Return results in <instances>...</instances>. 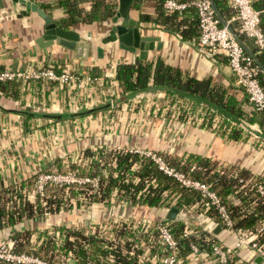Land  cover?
<instances>
[{
	"label": "crops",
	"instance_id": "crops-1",
	"mask_svg": "<svg viewBox=\"0 0 264 264\" xmlns=\"http://www.w3.org/2000/svg\"><path fill=\"white\" fill-rule=\"evenodd\" d=\"M29 1H34L55 21L65 13L58 0ZM153 2L142 0L140 11L152 13ZM137 13V9L129 8L140 33L157 36L160 41L158 48L157 40L149 41L147 58L158 56L196 78L210 77L239 103L243 115L228 116L191 95L152 86L119 93L114 65L121 59H133L137 52L118 47L110 19L65 27L78 33L73 48L64 47L57 39L40 47L35 38L42 31V18L26 9L20 0H0V68L28 69L51 64L57 71L69 68L83 80L81 85L35 78L8 80L7 91L0 92V185L18 183L39 168L54 166L56 159L79 162L84 148L93 150L101 146L106 150L136 146L180 162L197 154L212 162L219 172L230 174L243 169L249 174L246 179L259 178L264 182V122H258L259 113L236 85L226 59L199 51L153 20H138ZM232 17L233 14L229 19L238 24ZM241 41L250 51L254 47L249 37L244 36ZM101 104L107 106L84 112ZM207 110L214 112L212 118L206 115ZM73 112L80 113L67 115ZM59 113L65 115L45 116ZM215 114L220 116L217 121ZM221 115L231 124L221 123ZM233 128L236 130L232 131ZM235 132L234 137L231 133ZM31 190L28 193L33 198ZM70 203V207L57 212L22 218L14 227L50 229L54 224L68 225L85 234L96 228L109 233L115 221L137 220L144 227L145 220L162 218L168 209L114 198L87 203L74 198ZM195 210L196 206L189 204L185 215H195L199 226L211 231L218 241L230 244L234 240V234L221 226L213 232L217 223L209 216L195 214ZM10 229L9 225L0 227V237H10ZM235 252V264H257L253 261L256 255L250 250L240 248ZM142 254L154 259V254L145 248ZM66 262L74 260L66 257Z\"/></svg>",
	"mask_w": 264,
	"mask_h": 264
},
{
	"label": "trees",
	"instance_id": "trees-1",
	"mask_svg": "<svg viewBox=\"0 0 264 264\" xmlns=\"http://www.w3.org/2000/svg\"><path fill=\"white\" fill-rule=\"evenodd\" d=\"M141 1L132 0L130 5V8L137 9L138 20H153L161 29L182 40L197 37L198 26L194 8L187 7L169 12L162 7L163 0H154L153 11L149 13L140 11ZM213 2L224 19L234 15V10L227 0H213ZM58 3L63 6L65 13L56 19V23L65 28L77 22L89 23L110 19L116 11L117 2L116 0H58ZM85 4L88 5L87 8L84 7ZM253 6L259 9V25L264 32V0H253ZM229 24L242 39L244 35L238 31V24L232 20ZM254 50L255 48L252 47L251 51ZM254 56L264 66V50L255 52ZM258 76L260 83H264V72H260ZM114 77L118 83L119 93L126 94L152 86L178 94L191 95L228 116L243 115L239 103L227 94L221 84L213 82L208 76L196 78L158 56L154 59L137 56L133 59H121L114 65ZM7 89L8 81H0V92L5 93ZM254 110L260 115L258 122H264V108H254ZM206 112V115L212 118L214 112L208 110ZM77 113L80 112L67 115ZM64 115V113L45 114L58 118ZM219 118L220 116L215 114V121ZM220 122L231 124L223 115ZM231 135L235 137L237 133ZM159 155L166 164L191 178L207 183L225 205L233 228L254 230L259 226L264 216V195H259L252 183L259 182L264 187L262 180L246 179L249 174L243 169L230 174L219 172L214 169L212 162L197 154L188 155L182 162ZM53 162L54 166L39 168L18 183L12 181L0 185V227L6 225L11 227L9 235L16 252L31 253L54 264H158L156 260L151 261L142 254L144 248L153 254L163 253L158 251L159 240L156 228L158 221L166 222L169 226L177 239L178 254L182 259L188 253L191 241L198 240L209 251L211 243L220 242L215 239L211 231L199 226L195 215L174 219L155 217L144 227L137 220L115 221L109 227V233L98 231L96 228L91 233L85 234L68 225L54 226V224L50 229L15 228V223L22 218L33 219L46 211L52 213L57 212L59 208L70 207V202L74 198L76 202L80 200L85 203L107 202L114 198L115 201L137 202L147 206H174L177 209L182 206L188 207L194 202H196V210L200 206V194L196 189L181 185L173 176L159 169L149 156L139 152L126 149L106 150L101 146L93 150L84 148L79 162L65 163L59 159ZM54 170L95 175L98 182L96 187H92L87 182L67 185L46 183L43 186V195L34 193L33 198H30L28 190L31 189L37 173ZM252 199L255 202L250 204ZM199 212L211 217L222 226L219 216L211 205L203 206L198 214ZM188 229L192 232L185 233ZM34 231L36 234H33ZM256 239L259 242L264 240V229L257 234ZM66 257L73 258L74 262H66ZM235 259V254L229 256V264H235Z\"/></svg>",
	"mask_w": 264,
	"mask_h": 264
},
{
	"label": "built area",
	"instance_id": "built-area-1",
	"mask_svg": "<svg viewBox=\"0 0 264 264\" xmlns=\"http://www.w3.org/2000/svg\"><path fill=\"white\" fill-rule=\"evenodd\" d=\"M227 2L234 10L232 18L237 20L238 31L252 40L255 48L252 54L245 51L241 44L230 34L227 27L219 21L210 0H163L162 7L169 12L179 11L187 7L194 8L197 17L198 35L194 39L185 41L196 46L199 51L205 54L224 57L234 76L236 85L245 92L248 101L255 109H262L264 108V83H260L258 74L263 71L254 58L255 52L264 50V32L259 25V9L253 6V0H227ZM225 20L227 23L230 21V19ZM27 78L50 80L58 84L75 83L76 85H81L83 81L82 77H79L71 69L62 68L57 71L51 64L38 65L28 69L0 68V81L24 80ZM125 149L149 156L159 169L173 176L181 185L196 189L200 194V206L196 213L198 214V211H201L203 206L211 205L220 218L221 227L234 234V240L230 244L223 242L211 243L210 251L203 247L198 240L189 242V251L185 255L186 260L184 262L178 254L177 239L172 234L169 226L166 222L158 221L156 223L159 240L158 251H163V253H155L153 260H156L158 264H229V256L235 254V251L240 248H246L254 256L260 255L264 261V240L259 242L256 239L257 234L264 229V216L259 226L254 230L233 228L225 205L207 183L191 178L182 171L166 164L163 158L153 150L136 146H130ZM35 178V185L31 190L33 195L34 193L43 195V186L46 183L67 185L87 182L92 187H96L98 182V178L95 175H82L73 171H39ZM252 184H254L259 195H264V187L261 183ZM254 202L255 200L252 199L250 204ZM192 205H196V202ZM177 211L178 213H183V216L177 217L183 218L186 206H182ZM145 221V225H147L149 221ZM189 232H192V230L188 229L185 231V233ZM234 262H238V260H234ZM27 263L54 264L31 253L16 252L13 249L11 237L7 235L0 237V264Z\"/></svg>",
	"mask_w": 264,
	"mask_h": 264
},
{
	"label": "water",
	"instance_id": "water-1",
	"mask_svg": "<svg viewBox=\"0 0 264 264\" xmlns=\"http://www.w3.org/2000/svg\"><path fill=\"white\" fill-rule=\"evenodd\" d=\"M20 1L24 2L26 9L35 11L43 20L42 31L40 35L35 38V42L38 46L43 47L51 43L53 39H57V42L59 44L67 48H73L75 46V42L78 39V33L76 31H74L73 29H67L59 26L56 21L42 8L37 6L34 1ZM131 2L132 0H117L116 11L110 18L112 22L111 29L115 33L118 47L125 49L130 53L137 52V56L139 58H145L147 54V49L149 48V41L157 40L156 48L159 47L160 41L158 40L157 36L143 35L140 33L138 21L130 17L129 15V8ZM210 2L219 21L227 27L230 34L241 44L244 50L252 54V51L247 49V47L242 43L241 39L238 37L235 30L230 26V24L227 23L226 20L220 16L213 0H210ZM256 62L260 66L261 70L264 72V66H262L257 60ZM106 106L107 104L97 105L85 110L84 112L86 113L90 110H96ZM177 216H183V213H178L176 207L170 206L168 207L165 215L161 219H174ZM219 227V224H216L213 229V232L216 233ZM261 260V256L256 255L253 261L259 264Z\"/></svg>",
	"mask_w": 264,
	"mask_h": 264
},
{
	"label": "rangeland",
	"instance_id": "rangeland-1",
	"mask_svg": "<svg viewBox=\"0 0 264 264\" xmlns=\"http://www.w3.org/2000/svg\"><path fill=\"white\" fill-rule=\"evenodd\" d=\"M116 2H117V0H116ZM116 6H117V3H116ZM53 172H66V171H56V170H54ZM35 180H36V178L34 179V181H33V183H32V187L31 188H33L34 187V185H35ZM49 184H52V183H49ZM82 184V183H81ZM30 197V196H29ZM31 198V197H30ZM26 253V252H25ZM39 258H41V257H39ZM41 259H43V258H41ZM43 260H45V259H43ZM45 261H47V260H45ZM48 262V261H47ZM51 263V262H50Z\"/></svg>",
	"mask_w": 264,
	"mask_h": 264
}]
</instances>
